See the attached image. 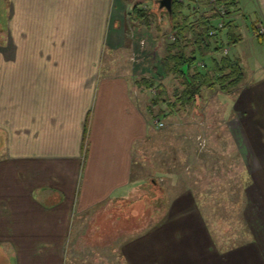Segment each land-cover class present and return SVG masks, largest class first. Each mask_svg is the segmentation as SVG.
Segmentation results:
<instances>
[{
	"label": "crops",
	"instance_id": "crops-1",
	"mask_svg": "<svg viewBox=\"0 0 264 264\" xmlns=\"http://www.w3.org/2000/svg\"><path fill=\"white\" fill-rule=\"evenodd\" d=\"M131 2L0 0V264H264V74L243 80L228 120L239 153L185 160L173 195L153 179L169 196L150 224L113 218L150 131L172 145L131 62ZM232 18L264 27V0H240ZM230 167V202L209 205V179Z\"/></svg>",
	"mask_w": 264,
	"mask_h": 264
},
{
	"label": "rangeland",
	"instance_id": "rangeland-1",
	"mask_svg": "<svg viewBox=\"0 0 264 264\" xmlns=\"http://www.w3.org/2000/svg\"><path fill=\"white\" fill-rule=\"evenodd\" d=\"M136 2H140L143 7H154L156 9L154 11L159 17L156 22L158 26L154 23L148 28L146 26L141 27L138 24L140 28L137 31L138 35L135 42L139 43L140 46H136L137 48L131 51V56L133 57L131 59L132 65L136 72L139 73L140 78L143 77L140 76L143 74L144 77H153L155 79L156 86L152 89L146 88L147 95H151L147 99L150 108L154 107L151 102L158 92L157 85L160 84H164L167 91L166 95H163L162 100L167 99V101L173 103L175 100V89L181 88L182 85L180 78L174 74H168L163 64L167 43L172 41V33L168 19L165 16L166 14L161 16V13L167 10L162 9L159 11L158 3L155 0H132V7ZM132 7H128V10H131ZM126 21V25L129 28L132 22L129 15ZM157 27H160L161 31H158ZM248 29L245 30L240 27L237 30V33L240 34L248 31L247 34L250 35L248 38H244L243 41L241 40L239 44L232 45L229 52V55L233 57H235V54L239 56L238 53L241 52L240 54L245 63L244 81L250 75L257 77L264 74V39L259 38L254 34L253 30ZM200 64L201 66L203 65V60H201ZM244 81L230 92L204 87L201 96H198L193 104L185 107H179L180 105L172 107L171 105L164 104L162 100L159 101L154 112V116L160 117L161 121L164 122L163 127H159L162 128L159 134L161 136L164 135V138L168 135L170 137L168 140H172V145L168 142L154 143L150 131V136L146 139L144 146L140 148L138 153L136 152L133 165V179L136 185L129 189V195L132 199H138L135 205H132L134 214L139 215L147 206L146 202L149 205L146 216H150L151 209L157 208V210L161 211L166 207L170 191L173 195V190L177 191L187 177L183 164L185 160H187L185 161L187 166H193V159H196L195 157L200 159L201 157L216 153H239L238 147L230 144L233 141V129L235 127L232 126L233 122L230 123L228 120L235 115L236 109L234 103L239 99L240 88L245 84ZM161 110L164 115L159 114ZM199 137L206 140L205 146L200 145ZM230 170L231 167L229 170H222L223 174L221 172L217 174L219 176L226 175L227 179H229L227 181L226 179L223 181L222 179L224 178L218 176H212L214 178L211 177L212 179H209L210 192H205L203 195L209 205H214L218 200L217 198H224L221 200L226 203L230 202L232 189L236 181L233 169L232 171ZM202 172L206 173L204 169ZM155 178L166 189L168 188L167 192L169 195H167V198L163 195L158 197V192L152 186V180ZM217 183H220L225 190L219 189ZM131 192L133 193L130 194ZM136 193L147 194L149 201L146 200L147 198H137L140 195ZM145 222L148 221L145 220ZM91 251H93L92 254L94 253L96 260L101 261L102 259L108 263L111 261L108 257L98 255L100 252L97 250H87L85 254H91ZM71 261L75 262L76 258H69V263ZM113 263L120 264L118 259L113 261Z\"/></svg>",
	"mask_w": 264,
	"mask_h": 264
},
{
	"label": "trees",
	"instance_id": "trees-1",
	"mask_svg": "<svg viewBox=\"0 0 264 264\" xmlns=\"http://www.w3.org/2000/svg\"><path fill=\"white\" fill-rule=\"evenodd\" d=\"M201 2L203 5L210 4V0H201ZM219 2L225 4L229 15L239 10L240 0H219ZM146 8L140 2H136L129 12L131 19L148 28L154 23L158 26L156 22L159 15L154 11L156 9ZM172 9L171 17L168 11L161 13V16L166 14L174 36V39L167 43L163 64L168 74H174L180 78L182 86L175 89V100L172 103L167 99L162 100L167 92L166 86L157 85L158 92L151 104L156 106L162 100L168 106L185 107L193 104L198 96H201L204 87L217 88L223 92H230L237 87L244 79V67L239 58L230 56L225 51L226 47L240 42L243 38L242 34L237 33L238 25L234 19H228L223 28L211 33L219 19L217 11L200 13L193 10L190 2L180 0H173ZM251 27L255 35L264 39V33L259 32L256 21L251 22ZM201 60H203L202 66ZM138 84L148 89L156 86L155 79L146 76L138 79ZM159 114H163L162 110ZM157 186L162 188L160 184ZM146 198L147 195L140 197V199ZM137 200L121 198V205H112L113 218L116 217L123 223H128L130 229L150 224L153 209L150 210V216H146L149 209L146 202L145 209L139 215L134 214L132 205H135Z\"/></svg>",
	"mask_w": 264,
	"mask_h": 264
},
{
	"label": "built area",
	"instance_id": "built-area-1",
	"mask_svg": "<svg viewBox=\"0 0 264 264\" xmlns=\"http://www.w3.org/2000/svg\"><path fill=\"white\" fill-rule=\"evenodd\" d=\"M182 2H190L192 4V8L195 11H198L200 13H209L212 10H215L219 13V19L216 22L215 28L212 30L211 33L216 32L218 29H221L226 24L227 20L231 18V15L228 14V9L226 8L224 3L219 2V0H210L209 5H203L201 0H180ZM259 32L264 33V27L260 26ZM172 39H174V36H171ZM225 51L227 52V47L225 48ZM155 123L158 127H163L164 122L161 121V119L156 118ZM200 145L205 146L206 140L199 137Z\"/></svg>",
	"mask_w": 264,
	"mask_h": 264
},
{
	"label": "water",
	"instance_id": "water-1",
	"mask_svg": "<svg viewBox=\"0 0 264 264\" xmlns=\"http://www.w3.org/2000/svg\"><path fill=\"white\" fill-rule=\"evenodd\" d=\"M158 3L159 11L166 9L169 12L170 17L172 16L173 0H155ZM156 182V180H153Z\"/></svg>",
	"mask_w": 264,
	"mask_h": 264
}]
</instances>
